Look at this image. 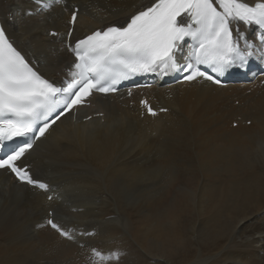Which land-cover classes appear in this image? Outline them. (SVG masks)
I'll return each instance as SVG.
<instances>
[{"label": "bare ground", "instance_id": "obj_1", "mask_svg": "<svg viewBox=\"0 0 264 264\" xmlns=\"http://www.w3.org/2000/svg\"><path fill=\"white\" fill-rule=\"evenodd\" d=\"M153 2L62 0L28 17L36 8L30 0H0V22L13 46L57 83L71 65L72 7L79 12L70 47L94 31L124 25ZM233 31L252 34L239 25ZM259 82L155 85L146 98L167 112L153 119H141L137 101L121 95L94 100L96 109L81 117L103 113L102 119H61L22 162L48 185L47 193L0 172V264H264ZM233 122L235 129L225 127ZM205 127L231 147L196 149ZM48 212L71 239L48 228Z\"/></svg>", "mask_w": 264, "mask_h": 264}, {"label": "snow or ice", "instance_id": "obj_2", "mask_svg": "<svg viewBox=\"0 0 264 264\" xmlns=\"http://www.w3.org/2000/svg\"><path fill=\"white\" fill-rule=\"evenodd\" d=\"M75 19L73 13V22ZM234 21L264 30V0L254 5L248 0H155L134 14L126 26H110L79 40L74 49L77 71L71 73L67 87L59 88L37 75L0 29V118L7 117L0 125V140L24 136L32 131L35 121L46 120L60 103L55 99L58 93L70 94V102L64 107L67 111L81 104L93 90L113 91L105 84L108 81L115 84L128 73L159 71L167 75L183 71L190 72L184 77L186 80L205 76L219 83L200 71L198 65L210 64L220 74L236 58L244 62L238 38L234 39L230 29ZM186 37H191L198 47H192L190 62L181 65L177 53L182 51ZM142 103L147 106V102ZM148 112L155 115L151 107ZM48 127L45 123L39 129L40 135ZM31 147L27 143L6 158H0V169L9 168L20 179L34 183L27 171L16 164ZM39 187L46 185L41 183ZM48 223L62 236L72 238L52 220ZM92 251L104 259L98 250Z\"/></svg>", "mask_w": 264, "mask_h": 264}, {"label": "rangeland", "instance_id": "obj_3", "mask_svg": "<svg viewBox=\"0 0 264 264\" xmlns=\"http://www.w3.org/2000/svg\"><path fill=\"white\" fill-rule=\"evenodd\" d=\"M2 5H4V1L2 2ZM233 104H234L235 107H239L240 106V104H238V102H234ZM246 123H251V122L250 121H247ZM233 124H234V122L232 124H230V125H225V127L226 128L229 127L228 129H231V128L232 129H235L232 126ZM247 127H250V125L247 126ZM220 139H221V137H219V140ZM219 140L216 138V136L214 135V133H212V130L210 128H206L205 127V131L203 132V134L198 139V141H199L198 145H201L203 149L201 148V146H199V147L194 146V149L197 147L196 149H201L202 151H204L205 150L204 147L205 146H210L211 144H213L215 147L222 146V149H224V150L229 149L231 147L230 145H228V143L231 142V141L224 142V141H219ZM200 141H201V143H200Z\"/></svg>", "mask_w": 264, "mask_h": 264}]
</instances>
